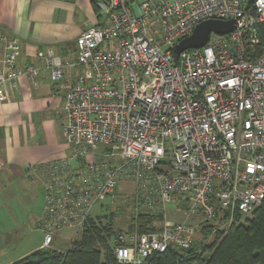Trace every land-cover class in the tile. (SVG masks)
I'll return each instance as SVG.
<instances>
[{
  "label": "built area",
  "instance_id": "2783aa9c",
  "mask_svg": "<svg viewBox=\"0 0 264 264\" xmlns=\"http://www.w3.org/2000/svg\"><path fill=\"white\" fill-rule=\"evenodd\" d=\"M98 6L105 18L77 36L75 63L51 50L45 56L51 81L65 90L68 153L36 167L45 189L42 247H52L62 231H70V241L79 238L95 219L93 207L127 182L135 225L138 215L159 220L141 233L112 234L113 257L117 264H148L155 252L189 247L200 221L225 213L219 225L225 230L236 211L250 215L264 198V45L258 33L264 0H99ZM207 19L236 25L226 34L211 32L205 45L174 58V46ZM0 42L5 100L19 77L36 84L38 70L18 66L16 36L0 31ZM74 65L84 71L67 80L64 69Z\"/></svg>",
  "mask_w": 264,
  "mask_h": 264
},
{
  "label": "crops",
  "instance_id": "0c3cea01",
  "mask_svg": "<svg viewBox=\"0 0 264 264\" xmlns=\"http://www.w3.org/2000/svg\"><path fill=\"white\" fill-rule=\"evenodd\" d=\"M98 1L0 0V31L17 37L18 66L33 65L38 70L36 84L29 76H21L16 87L7 88L6 99L0 100V264H11L42 248L41 214L28 211L26 224L15 219L16 211L4 204V190L22 195L18 205L31 209L33 195L37 200L36 183L42 182L37 165L68 153L63 134L65 90L51 81L45 56L51 50L75 63V39L82 30L102 21ZM0 53H4L1 42ZM83 71V66L74 65L64 69V77L74 80ZM125 185L127 182L119 187ZM34 234L38 240L28 243ZM108 242L113 244L112 235Z\"/></svg>",
  "mask_w": 264,
  "mask_h": 264
},
{
  "label": "trees",
  "instance_id": "16d2710c",
  "mask_svg": "<svg viewBox=\"0 0 264 264\" xmlns=\"http://www.w3.org/2000/svg\"><path fill=\"white\" fill-rule=\"evenodd\" d=\"M251 2L248 0L249 4ZM258 33L260 44L264 45V21L258 25ZM178 202L181 207L186 204L181 197ZM125 206L126 203L119 205L118 211ZM115 214L110 203L106 212L107 223L90 218L80 237L72 240L66 250L42 247L11 264H116L108 242L111 235L135 228L138 233L144 232L147 223H157L159 218L138 215L135 225L132 215L126 229L116 230L112 226ZM218 215L216 219L198 223L189 247L170 246L163 252H155L148 257V264H264V198L250 215L242 217L236 211L234 222L225 230L219 225L226 214L219 212Z\"/></svg>",
  "mask_w": 264,
  "mask_h": 264
},
{
  "label": "rangeland",
  "instance_id": "374dc122",
  "mask_svg": "<svg viewBox=\"0 0 264 264\" xmlns=\"http://www.w3.org/2000/svg\"><path fill=\"white\" fill-rule=\"evenodd\" d=\"M104 18L105 17H102V20H104ZM79 71H80V68H79ZM94 152H95V157L97 159L101 158V154L99 152V146L95 148ZM85 159L87 160V157ZM36 187L37 188L34 191H35L37 200L34 199V195H33L34 203L31 206V209L29 210L25 208H21L18 205V201L22 197V195L20 196L15 195L11 193V191L8 192L7 190H4V196H3L4 201H5L4 204L9 210L14 209V211H16V213L18 214V215L17 214L13 215L14 218L20 220L21 222L24 221L25 224H26L25 218L28 214V211H30L32 214L34 212L35 213L39 212L38 213L39 216L40 214L42 215L43 213L44 193H45L44 184L41 181H38L36 183ZM12 188L14 187L12 186ZM131 189H132V185H130V183H127V185H125V188H123V186L119 187L118 185L115 189L114 196H111L110 198L104 200V203L102 206L98 203L93 207L92 212H91L92 215L95 216V219L97 218L100 219L103 224L107 223L108 220L106 218V212H107L108 204L111 203V209L116 212L114 220H113V225H112L113 228L116 230L119 228L126 229L128 224L130 223L132 215H134V203H133L134 197H133ZM39 191H40V196H39ZM111 200L113 201L110 202ZM0 201H1V197H0ZM7 202H11V204H8ZM124 203H126L127 206H125L123 210L118 211V206ZM21 212L25 214H21ZM173 212L175 215L181 213L180 211H173ZM21 215L24 217V219L21 218ZM35 219H37L36 214H35ZM26 230H27V227H26ZM25 235H27V233ZM39 235H40V232H39ZM70 236H71L70 232L67 233V231H62L61 233H59V237L56 238L54 242L52 243L53 248L59 251L66 250L70 243V240H69ZM21 239H22V231H21ZM23 239H25V237H23ZM36 240H38V235L34 234L33 238H31L27 242L31 244ZM21 244H23V242H21ZM109 264H112V263H109Z\"/></svg>",
  "mask_w": 264,
  "mask_h": 264
},
{
  "label": "water",
  "instance_id": "95a60500",
  "mask_svg": "<svg viewBox=\"0 0 264 264\" xmlns=\"http://www.w3.org/2000/svg\"><path fill=\"white\" fill-rule=\"evenodd\" d=\"M236 22L234 19H207L199 22L195 25L192 33L181 39L173 49L174 58H177L178 54L189 48H199L205 45L209 34L211 32L217 34H226L235 28Z\"/></svg>",
  "mask_w": 264,
  "mask_h": 264
}]
</instances>
